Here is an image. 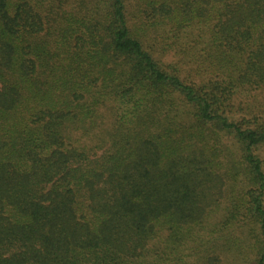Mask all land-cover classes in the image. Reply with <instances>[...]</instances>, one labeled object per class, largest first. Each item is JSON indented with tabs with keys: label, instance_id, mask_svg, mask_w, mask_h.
I'll return each mask as SVG.
<instances>
[{
	"label": "trees",
	"instance_id": "obj_1",
	"mask_svg": "<svg viewBox=\"0 0 264 264\" xmlns=\"http://www.w3.org/2000/svg\"><path fill=\"white\" fill-rule=\"evenodd\" d=\"M264 0H0V264H264Z\"/></svg>",
	"mask_w": 264,
	"mask_h": 264
},
{
	"label": "rangeland",
	"instance_id": "obj_2",
	"mask_svg": "<svg viewBox=\"0 0 264 264\" xmlns=\"http://www.w3.org/2000/svg\"><path fill=\"white\" fill-rule=\"evenodd\" d=\"M239 100L246 103L253 102L257 103L258 105H264V90L257 92H245L242 96L239 97Z\"/></svg>",
	"mask_w": 264,
	"mask_h": 264
}]
</instances>
